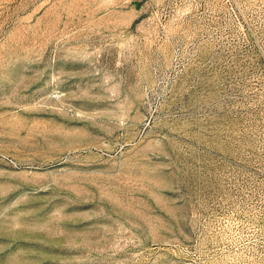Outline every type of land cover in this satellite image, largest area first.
I'll return each mask as SVG.
<instances>
[{"label":"rangeland","instance_id":"rangeland-1","mask_svg":"<svg viewBox=\"0 0 264 264\" xmlns=\"http://www.w3.org/2000/svg\"><path fill=\"white\" fill-rule=\"evenodd\" d=\"M0 264H264V0H0Z\"/></svg>","mask_w":264,"mask_h":264},{"label":"bare ground","instance_id":"bare-ground-1","mask_svg":"<svg viewBox=\"0 0 264 264\" xmlns=\"http://www.w3.org/2000/svg\"><path fill=\"white\" fill-rule=\"evenodd\" d=\"M56 165V164H55Z\"/></svg>","mask_w":264,"mask_h":264}]
</instances>
